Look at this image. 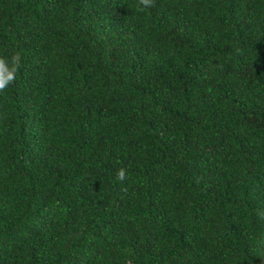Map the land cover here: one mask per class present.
I'll return each instance as SVG.
<instances>
[{
	"label": "trees",
	"instance_id": "16d2710c",
	"mask_svg": "<svg viewBox=\"0 0 264 264\" xmlns=\"http://www.w3.org/2000/svg\"><path fill=\"white\" fill-rule=\"evenodd\" d=\"M16 51L0 264H264V0H0Z\"/></svg>",
	"mask_w": 264,
	"mask_h": 264
},
{
	"label": "clouds",
	"instance_id": "9594fccd",
	"mask_svg": "<svg viewBox=\"0 0 264 264\" xmlns=\"http://www.w3.org/2000/svg\"><path fill=\"white\" fill-rule=\"evenodd\" d=\"M153 0H139V5L149 7ZM22 54L14 52L11 57H0V92H3L10 84H14L17 73L22 67ZM116 178L121 183L128 178L127 170L121 167L116 172ZM123 190V189H122ZM260 218H264V212L258 213Z\"/></svg>",
	"mask_w": 264,
	"mask_h": 264
}]
</instances>
